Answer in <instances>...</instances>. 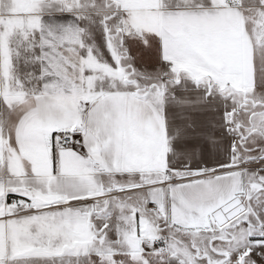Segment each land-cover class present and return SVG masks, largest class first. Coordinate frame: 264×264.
<instances>
[{"label":"snow or ice","instance_id":"snow-or-ice-1","mask_svg":"<svg viewBox=\"0 0 264 264\" xmlns=\"http://www.w3.org/2000/svg\"><path fill=\"white\" fill-rule=\"evenodd\" d=\"M0 264H264V0H0Z\"/></svg>","mask_w":264,"mask_h":264}]
</instances>
